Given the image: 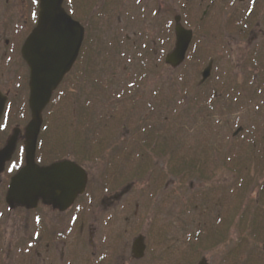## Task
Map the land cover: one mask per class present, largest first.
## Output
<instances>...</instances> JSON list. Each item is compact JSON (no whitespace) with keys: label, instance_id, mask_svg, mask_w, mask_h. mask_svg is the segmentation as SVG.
Instances as JSON below:
<instances>
[{"label":"rangeland","instance_id":"obj_1","mask_svg":"<svg viewBox=\"0 0 264 264\" xmlns=\"http://www.w3.org/2000/svg\"><path fill=\"white\" fill-rule=\"evenodd\" d=\"M247 1L206 0V49L202 48V33L198 31L195 46L177 69L162 63L160 70L136 62L124 66L126 69L111 63L85 68L81 82L85 107L94 100L90 98L94 76L104 78L107 87L103 89L110 92L107 98L94 100L97 105L92 106L98 112L102 108L109 112L105 116L109 119L95 115L98 121L92 127L93 132L99 129V141L104 139L100 138L101 129L109 139L107 145L113 144L115 118L130 130L129 160L124 163L120 157L119 162L112 161L113 155H118L117 142L99 150L102 158L94 159L97 173L93 185L98 187L102 178L106 184L113 176V172L112 176L107 172L118 166L123 170L125 165L133 187L121 206L115 208L113 227L123 225L127 219L126 232L131 240L143 234L147 245L141 263L128 261L129 254H106L112 256V261L99 264H198L202 257L206 264H264V38L260 36L256 42L246 35L247 25L255 28L254 33L259 30L257 24L264 29V0ZM167 51L169 48L164 46L163 54ZM209 61L213 67L206 87L197 88L200 73ZM119 76L126 77L129 85L128 94L121 98L111 93L117 90ZM230 91L242 99L234 98ZM156 92L160 96L157 115L155 103L153 108L148 101L138 106L143 99L138 98L139 93L154 98ZM75 96L70 93L68 99L75 100ZM72 110L73 106L65 110V120L56 111L54 127L47 128L41 149L58 155L66 139L75 134L77 140L81 127L71 118ZM86 123L89 125L85 121L83 125ZM237 128L242 130L233 137ZM155 133L159 148L163 141L166 152L160 156L151 151L146 154L148 161H144L140 154H145V148L137 139ZM83 135L86 137V130ZM30 213L19 211L12 218L18 225L15 221L0 225V264H95L96 259L92 261L89 254H76V248H65L66 244L56 239L55 251L46 232L33 226ZM51 217L47 218V226L56 233L64 219ZM35 232L39 235L32 244ZM215 232L221 235L219 241L211 239ZM94 235V249L107 250L111 245L109 235H104L108 237L104 244H99L103 235L99 239L98 233ZM74 239L73 231L66 239L67 245ZM88 248L85 245L81 250ZM60 249L64 250L62 259Z\"/></svg>","mask_w":264,"mask_h":264},{"label":"flooded vegetation","instance_id":"obj_2","mask_svg":"<svg viewBox=\"0 0 264 264\" xmlns=\"http://www.w3.org/2000/svg\"><path fill=\"white\" fill-rule=\"evenodd\" d=\"M62 7L71 19L82 28L83 39L70 71L53 92L48 105L42 109V124L36 140L35 163L38 166H47L52 162L73 163L86 173L88 183L89 180H92L91 184H93V176L96 173L94 165L99 158L97 155L95 156V151H97V146L107 144L108 140L101 139L102 143H100L92 135L89 138L88 133L92 132V128L81 129L78 130L81 132L76 137L77 140L74 134V138L71 137L67 145L60 147L58 155H51L49 149H41L43 147L41 136L45 135L47 128L49 129L50 124H53L56 111H60L61 118L65 120V110L68 106H73L71 113L75 115L80 126L84 121L95 123L97 121V117L95 119L94 116L95 109L92 106L87 108L83 106L86 103L83 104L85 98L81 82L83 76L86 75L85 68H97L100 63H104L106 66L111 63L115 68L123 66L126 69L124 66L131 62L133 64L145 62L159 67L163 61L164 46L170 50L175 44L174 31L177 24L183 29L191 31V48L195 46L196 33L201 31L202 48L206 49V0H63ZM37 17L38 0H0V107L3 105L0 113V149L5 146L12 134L16 133L17 135L14 152L10 160L4 164L0 174V189L2 188L0 201L3 200L0 204V225L6 222L13 223L16 219L12 218L19 211L31 212L33 226L38 227L37 230L46 232L51 239L49 240L51 241L50 247H54L55 251H57V247L53 243L56 239L59 243H65V248H76V254H89L92 261L96 259L93 262L95 264L107 263L109 260L111 262L113 254H129L130 257L127 260L134 262L131 259L133 240H131L129 231L126 232L127 219H124L123 225L117 228L113 227L115 222L113 212L115 208L121 206L122 199L127 195V193L122 194L124 185L129 184L125 166L122 171L120 169L116 171V175L107 182L105 188L98 189L91 186L89 192L86 191L77 197L71 207L63 212L41 203H38L35 209L28 210L16 205L10 207L5 202L11 178L24 165V131L31 119L29 107L30 69L21 57V49L26 38L33 31ZM262 33V30L259 29L258 34ZM250 34L253 35L252 41L257 40L253 31ZM103 80L104 78L93 77L92 82L95 83V89L91 91L90 98L94 97L96 100L98 93L103 97L110 94L108 90H99V88L105 87ZM127 82L126 77L119 76L118 84H116L117 90L111 93L124 97L128 94L129 85ZM70 93L76 95L75 100L68 99ZM153 95L154 98H150L156 101L155 104H158V93ZM138 98L147 97L139 95ZM94 100H89L88 104H94ZM154 110L157 112L159 107L156 106ZM126 111L128 112V109ZM91 116L93 119L90 118ZM115 125V131L112 128L114 132H112L111 141L114 146L117 140V145H119L117 152L118 154L122 153L118 156L126 162L130 158L128 148L130 130L121 124L119 118H115ZM85 130L87 131L86 137L83 135ZM141 143H145L144 137L141 138ZM98 190L102 192L101 197L98 196ZM51 215L64 219L63 226L56 233L49 231L51 227L47 226V218L52 219ZM15 223L18 225V222L15 221ZM73 231L75 239L67 245L66 239ZM35 233L37 235L32 239L33 243L37 241L39 235L38 232ZM95 233H98V239L102 235H109L111 245H108L107 250L94 249L96 247V243L93 241L96 237ZM107 238L104 236L103 239H99V244H104ZM85 245L89 248L81 250V247ZM60 251L61 253L58 254L62 259L64 250L60 249ZM70 253L71 251L68 252V254ZM106 254H112V256H106Z\"/></svg>","mask_w":264,"mask_h":264},{"label":"water","instance_id":"obj_3","mask_svg":"<svg viewBox=\"0 0 264 264\" xmlns=\"http://www.w3.org/2000/svg\"><path fill=\"white\" fill-rule=\"evenodd\" d=\"M63 0H39V18L36 28L27 38L22 57L31 69L29 107L32 120L25 129V165L11 179L6 203L33 209L38 201L63 211L84 190V172L70 163H54L38 167L34 163L36 137L41 123L40 113L50 95L70 68L79 48L82 32L62 9ZM191 39L190 32L176 27V45L166 57V64L179 66ZM211 66L202 73V82L209 77ZM16 137H12L0 151V173L13 152ZM142 238L135 241L133 255L141 258ZM203 264V263H201Z\"/></svg>","mask_w":264,"mask_h":264},{"label":"trees","instance_id":"obj_4","mask_svg":"<svg viewBox=\"0 0 264 264\" xmlns=\"http://www.w3.org/2000/svg\"><path fill=\"white\" fill-rule=\"evenodd\" d=\"M68 144V140H65V142L63 143V146L64 145H67ZM221 239V237L219 236L217 239H216V241H219Z\"/></svg>","mask_w":264,"mask_h":264}]
</instances>
